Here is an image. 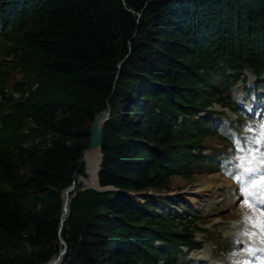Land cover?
<instances>
[{
	"label": "trees",
	"instance_id": "16d2710c",
	"mask_svg": "<svg viewBox=\"0 0 264 264\" xmlns=\"http://www.w3.org/2000/svg\"><path fill=\"white\" fill-rule=\"evenodd\" d=\"M11 70L20 76L5 88ZM107 99L98 181L115 190L81 191L78 177L95 187L101 156L88 159L92 172L76 169ZM263 99L264 0H0V264H45L59 236L60 264H208L187 258L202 248L194 231L208 232L187 202L164 198L175 217L126 193L225 175L236 141L264 119ZM217 240L214 264L241 261Z\"/></svg>",
	"mask_w": 264,
	"mask_h": 264
},
{
	"label": "rangeland",
	"instance_id": "374dc122",
	"mask_svg": "<svg viewBox=\"0 0 264 264\" xmlns=\"http://www.w3.org/2000/svg\"><path fill=\"white\" fill-rule=\"evenodd\" d=\"M8 61L9 59L6 63H8ZM9 75V78L5 81V88L14 84V82L19 78L20 73L11 70L9 71ZM244 76L246 77L247 84L255 80L254 76L250 72H244ZM242 87V82H239L232 91V94L238 100L239 105L242 104V99L244 98ZM259 93H261V91H259ZM13 95L17 96L18 94L14 93ZM263 101L264 99L262 102ZM243 106L246 107V111H249L254 107L248 100L244 102ZM212 108L216 111L224 112L231 119H235L236 117L234 113H231L226 108H221L219 105L214 104ZM259 122V124H264V119L262 120L260 118ZM212 143V145L216 148L222 147L221 143H215L213 141ZM208 152L209 150L205 151V153ZM225 172H227V170H225ZM228 172L236 174L239 172V169L234 166ZM227 173L225 175L222 173L210 175L203 174L202 176L191 178L173 177L170 181V190L168 192L162 191L157 194H154L151 191L132 193L135 195L131 196V198L137 203L145 204V202L149 201L148 197H151L157 201L160 213L165 212L168 215L172 214L175 217H179L182 216V210L180 207L169 205L164 200L166 197L175 196L184 200L191 206L192 214L202 215L204 222L197 221L195 222V226L201 229H207L208 232L198 230L194 231V237L197 241L202 243V248L200 250L191 251L187 256L188 259L207 261L208 264H213L210 260L211 256L214 254L216 247L220 243L222 245L224 244V241L218 242L217 240V237L220 234L221 238L227 242V246L232 248L234 252L232 254L238 255L239 260H241L234 261L219 257V259H217L220 264H225L226 261H228L227 264H264V251L257 250L264 249V243H260V241L256 238L249 240L243 232L245 229H248L249 231H252L253 229H251L249 225L243 223L242 218H234L237 214L244 216L245 214H251V212L246 209L241 202L243 199V193L240 191V186L237 184L235 179ZM212 176H214L212 179L213 188H207L205 192L200 193V185L207 182ZM78 179L81 183L79 190L83 191V187L88 185L90 180L88 182L85 181L84 184L83 178L78 177ZM227 182L231 183L233 188L227 185ZM74 190L72 191L73 193H75ZM139 195L141 197H139ZM231 196H234V198ZM249 249H251V254L249 253ZM26 250L29 251L28 248ZM244 258H248L250 262L244 263L242 261Z\"/></svg>",
	"mask_w": 264,
	"mask_h": 264
},
{
	"label": "snow or ice",
	"instance_id": "6c2138e0",
	"mask_svg": "<svg viewBox=\"0 0 264 264\" xmlns=\"http://www.w3.org/2000/svg\"><path fill=\"white\" fill-rule=\"evenodd\" d=\"M249 137L237 140L234 149V166L239 172H228L240 186L243 193L242 204L251 214L243 216V223L252 231L245 229L243 234L249 240L256 238L264 243V124L248 126ZM264 251V249H257ZM251 254V249H249Z\"/></svg>",
	"mask_w": 264,
	"mask_h": 264
},
{
	"label": "water",
	"instance_id": "95a60500",
	"mask_svg": "<svg viewBox=\"0 0 264 264\" xmlns=\"http://www.w3.org/2000/svg\"><path fill=\"white\" fill-rule=\"evenodd\" d=\"M110 117V107H109V102L108 99L105 101V107L103 110H99L98 113L93 115L92 121L89 124L88 127V132H89V137H88V145L85 149L82 150V156L80 159V163L77 167L76 170H78L81 166V164H83L86 161V154L89 152H94L96 150H101V144H102V136H103V126L104 123L109 119ZM101 153V152H100ZM102 156V154H101ZM103 162V158L101 159V164L98 170V174L97 177L99 175L100 169H101V165ZM84 171L85 174L89 177V174L86 171V168L84 166ZM73 178H74V174H73ZM99 178V177H98ZM97 178V186L98 187H92L89 185H85L83 187L82 190H86V189H94L96 191H107V190H115L111 187H100L99 185V181ZM88 179H83L84 180V184L86 180ZM75 189V180L73 179L72 183L67 186L61 193H62V206H61V213H60V218H59V229L58 232H60L63 228L64 225V220H66L68 213H69V201L71 199V197L69 196L70 193H72V191ZM127 195L131 196V193H126ZM137 195V194H136ZM59 241L62 245V249L59 251V253L57 254L56 257H54L53 259L49 260L48 262H46L45 264H60L62 261L63 256L66 253V248L67 245L66 243L62 240V238L59 236Z\"/></svg>",
	"mask_w": 264,
	"mask_h": 264
},
{
	"label": "bare ground",
	"instance_id": "6f19581e",
	"mask_svg": "<svg viewBox=\"0 0 264 264\" xmlns=\"http://www.w3.org/2000/svg\"><path fill=\"white\" fill-rule=\"evenodd\" d=\"M98 156H101V153H100V151L99 150H96V151H94V152H89V153H87L86 154V162H87V160L88 159H91V158H95V157H98ZM101 159H102V156H101ZM101 163V162H100ZM99 167H100V165L98 166V169L96 170V176L94 177L93 176V182H94V184H95V188L96 187H98L97 186V174H98V170H99ZM88 168H89V170L91 171V169H90V167H89V165H88ZM92 172V171H91ZM93 174V173H92ZM214 178V176H212L207 182H205V183H202L201 185H200V193H203V192H205V190L208 188V189H211V188H213V185H212V179ZM89 186H91L90 185V183L88 184ZM227 185H229L231 188H233V185L231 184V183H228L227 182ZM133 195H135V194H132L131 193V196H133ZM139 197H141L140 195H139ZM232 198H234V196H231ZM234 202H235V200H234Z\"/></svg>",
	"mask_w": 264,
	"mask_h": 264
}]
</instances>
